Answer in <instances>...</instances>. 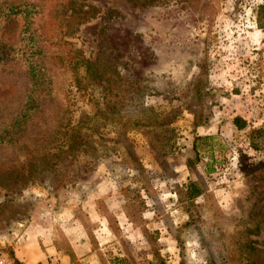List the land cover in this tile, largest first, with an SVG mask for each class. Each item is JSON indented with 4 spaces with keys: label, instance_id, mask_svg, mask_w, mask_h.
Masks as SVG:
<instances>
[{
    "label": "rangeland",
    "instance_id": "374dc122",
    "mask_svg": "<svg viewBox=\"0 0 264 264\" xmlns=\"http://www.w3.org/2000/svg\"><path fill=\"white\" fill-rule=\"evenodd\" d=\"M255 249L264 0H0V253L264 264Z\"/></svg>",
    "mask_w": 264,
    "mask_h": 264
},
{
    "label": "trees",
    "instance_id": "16d2710c",
    "mask_svg": "<svg viewBox=\"0 0 264 264\" xmlns=\"http://www.w3.org/2000/svg\"><path fill=\"white\" fill-rule=\"evenodd\" d=\"M240 119L239 118H235L234 119V123L235 125L239 128V129H243L245 123H240ZM203 123L201 122V117L199 116L197 121H196V126H201ZM261 130L253 132L260 134ZM214 140V138H212L211 136H196L195 140H194V144H193V151L196 154L197 158H199L200 156H210L209 154V150L208 146L209 143H211V141ZM202 195V189L195 184L194 182H189L188 186H187V196L189 198V200H194L198 197H200ZM255 251H257V253H259V256H261L264 253V249L263 250H259V249H255ZM16 264H22L20 262H16ZM111 264H129L128 261L126 259H113ZM157 264H167L165 261H160Z\"/></svg>",
    "mask_w": 264,
    "mask_h": 264
},
{
    "label": "built area",
    "instance_id": "2783aa9c",
    "mask_svg": "<svg viewBox=\"0 0 264 264\" xmlns=\"http://www.w3.org/2000/svg\"><path fill=\"white\" fill-rule=\"evenodd\" d=\"M0 264H14V262L10 259L9 256L0 253ZM53 264H59L58 262L53 263Z\"/></svg>",
    "mask_w": 264,
    "mask_h": 264
},
{
    "label": "crops",
    "instance_id": "0c3cea01",
    "mask_svg": "<svg viewBox=\"0 0 264 264\" xmlns=\"http://www.w3.org/2000/svg\"><path fill=\"white\" fill-rule=\"evenodd\" d=\"M36 252H37V251H36ZM40 260H41V261H40ZM42 260H43V259H42L41 254H40L39 252H37V253L35 254V256H33V257L30 258V263H29V264L40 263V262H43Z\"/></svg>",
    "mask_w": 264,
    "mask_h": 264
}]
</instances>
